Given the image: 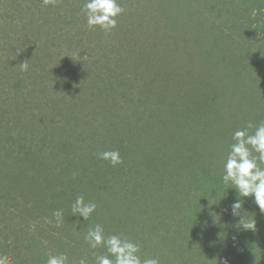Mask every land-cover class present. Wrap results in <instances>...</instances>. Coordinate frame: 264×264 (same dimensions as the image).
Listing matches in <instances>:
<instances>
[{
    "label": "rangeland",
    "instance_id": "374dc122",
    "mask_svg": "<svg viewBox=\"0 0 264 264\" xmlns=\"http://www.w3.org/2000/svg\"><path fill=\"white\" fill-rule=\"evenodd\" d=\"M84 2L0 0V256L95 264L99 223L160 264H264V211L221 179L232 133L264 121V0H118L109 33Z\"/></svg>",
    "mask_w": 264,
    "mask_h": 264
},
{
    "label": "clouds",
    "instance_id": "9594fccd",
    "mask_svg": "<svg viewBox=\"0 0 264 264\" xmlns=\"http://www.w3.org/2000/svg\"><path fill=\"white\" fill-rule=\"evenodd\" d=\"M45 5H55L56 0H43ZM82 11L86 15L87 25L91 28L99 27L105 33L111 32L117 26V17L124 9L118 0H85ZM29 65L26 60L20 63V68L27 71ZM249 129H253L249 132ZM232 143L228 146L226 159L223 161V183L231 185L241 197L252 196L254 203L264 211V121L253 124L249 121L245 127L232 133ZM101 160H106L115 167L123 163L119 150H105L98 153ZM233 215H238L242 204L239 200L232 203ZM97 204L86 201L84 195L76 196L71 204L73 216L83 221L88 220L96 211ZM57 226L63 220L62 210L53 212ZM46 222L52 223L51 220ZM245 229H255V221L243 224ZM84 240L91 249L103 246L106 254L96 255L95 264H160L158 258H144L138 254L140 245L122 237L119 234H105L103 225L96 223L90 226L84 235ZM68 256L64 253L50 256L46 264H67ZM0 264H9L6 256H0ZM78 264H88L85 257H81Z\"/></svg>",
    "mask_w": 264,
    "mask_h": 264
},
{
    "label": "trees",
    "instance_id": "16d2710c",
    "mask_svg": "<svg viewBox=\"0 0 264 264\" xmlns=\"http://www.w3.org/2000/svg\"><path fill=\"white\" fill-rule=\"evenodd\" d=\"M236 70H238V69L236 68ZM236 70H235V68H233V69H231V68H230V69H229V68H226V71H229V72H230V73L228 72L227 76H225L226 79H227V81H228V83H227L228 85H229L230 81L233 80V79L231 78V76L234 75V74H236V75L238 74V72H236ZM208 77H209V75L206 76V78H208ZM210 80H211V82H212V80H213V78H212L211 75H210ZM235 81H236V80H234V82H235ZM212 83H213V82H212ZM208 84H209V83H208ZM217 88H221L220 83H219V87H217ZM219 91H220V90L217 89V94H219ZM215 104H216V101H215ZM226 156H227V154H226ZM226 156L224 157L225 159H226Z\"/></svg>",
    "mask_w": 264,
    "mask_h": 264
}]
</instances>
